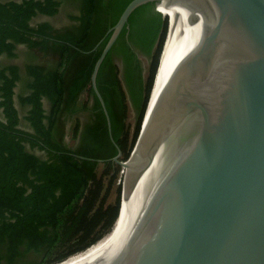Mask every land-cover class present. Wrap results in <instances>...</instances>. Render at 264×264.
<instances>
[{"label":"water","instance_id":"water-1","mask_svg":"<svg viewBox=\"0 0 264 264\" xmlns=\"http://www.w3.org/2000/svg\"><path fill=\"white\" fill-rule=\"evenodd\" d=\"M125 127L109 213L45 264H264V0H108Z\"/></svg>","mask_w":264,"mask_h":264},{"label":"trees","instance_id":"trees-1","mask_svg":"<svg viewBox=\"0 0 264 264\" xmlns=\"http://www.w3.org/2000/svg\"><path fill=\"white\" fill-rule=\"evenodd\" d=\"M66 1H76L78 13L69 24L32 25L36 15L53 16ZM108 0H0V55L15 56L24 44L33 58L26 64L28 106L19 126L14 88L20 68H0V264H45L93 237L110 208L107 202L119 168L113 157L125 149V127L110 50L102 60L96 87L109 119L91 86V74L106 42ZM82 93L88 102L80 103ZM43 99L50 108L45 110ZM88 112L83 124L75 119V146L65 143L67 118ZM46 153L41 158L27 149ZM103 163L102 174L97 168ZM108 180L105 183V176Z\"/></svg>","mask_w":264,"mask_h":264},{"label":"rangeland","instance_id":"rangeland-1","mask_svg":"<svg viewBox=\"0 0 264 264\" xmlns=\"http://www.w3.org/2000/svg\"><path fill=\"white\" fill-rule=\"evenodd\" d=\"M70 13L77 14L78 13V7H77V2L76 1H66L63 6H61L60 11L53 15V16H46V15H36L34 18L31 20L32 25H37L41 22H49L52 24L54 27H61L66 24H69V16L71 15ZM15 56L9 57L6 54L0 55V68L10 65V64H17L20 68V74H21V80H19L14 88V104L15 107L18 110L19 113V126L24 128V129H30L28 122L24 119V116L28 110V106H23L19 103V96L21 94L27 93L26 87H25V79H26V64L29 62H44L45 59L43 57L40 58H33L29 55L28 48L24 44H18L15 49ZM88 96L85 93H82L79 102L80 103H85L88 102ZM44 103V108L45 110H49L50 104L47 99H43ZM88 112H78L77 114H73L72 116L67 118L66 122V136H65V143L69 147H73L77 143V139H74L72 136V127L75 122V119H79L80 122L83 124L86 119H88ZM0 118L3 119L2 115V109L0 108ZM27 149L30 151L34 152L41 158L46 157V153L38 148H31L29 145H26ZM122 157V155H121ZM121 157L119 160L122 161ZM118 166L120 164L116 163ZM105 167L103 163H100L98 168H97V173L100 175L104 171ZM111 175V174H110ZM109 174L105 176V183L108 180ZM111 193V190H110ZM108 203H110V195L107 200Z\"/></svg>","mask_w":264,"mask_h":264},{"label":"flooded vegetation","instance_id":"flooded-vegetation-1","mask_svg":"<svg viewBox=\"0 0 264 264\" xmlns=\"http://www.w3.org/2000/svg\"><path fill=\"white\" fill-rule=\"evenodd\" d=\"M88 119L85 120V122L87 121ZM84 123V122H83ZM77 142H78V139H77Z\"/></svg>","mask_w":264,"mask_h":264}]
</instances>
